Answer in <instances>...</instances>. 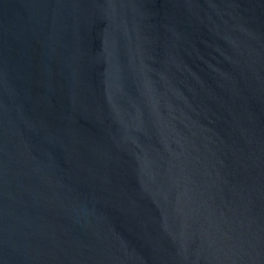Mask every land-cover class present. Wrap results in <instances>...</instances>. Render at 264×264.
Wrapping results in <instances>:
<instances>
[{"label":"water","instance_id":"95a60500","mask_svg":"<svg viewBox=\"0 0 264 264\" xmlns=\"http://www.w3.org/2000/svg\"><path fill=\"white\" fill-rule=\"evenodd\" d=\"M0 264H264V0H0Z\"/></svg>","mask_w":264,"mask_h":264}]
</instances>
